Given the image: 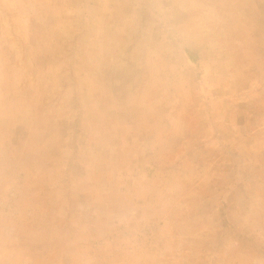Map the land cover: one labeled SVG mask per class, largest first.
Masks as SVG:
<instances>
[{"label":"rangeland","instance_id":"obj_1","mask_svg":"<svg viewBox=\"0 0 264 264\" xmlns=\"http://www.w3.org/2000/svg\"><path fill=\"white\" fill-rule=\"evenodd\" d=\"M0 264H264V0H0Z\"/></svg>","mask_w":264,"mask_h":264}]
</instances>
